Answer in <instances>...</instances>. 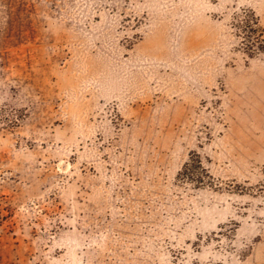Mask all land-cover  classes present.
I'll list each match as a JSON object with an SVG mask.
<instances>
[{"label":"rangeland","instance_id":"1","mask_svg":"<svg viewBox=\"0 0 264 264\" xmlns=\"http://www.w3.org/2000/svg\"><path fill=\"white\" fill-rule=\"evenodd\" d=\"M0 264H264V0H0Z\"/></svg>","mask_w":264,"mask_h":264},{"label":"trees","instance_id":"2","mask_svg":"<svg viewBox=\"0 0 264 264\" xmlns=\"http://www.w3.org/2000/svg\"><path fill=\"white\" fill-rule=\"evenodd\" d=\"M241 21L242 29L245 35L244 37L250 42V49L253 50L255 47V41H257L259 39V35H261V28L258 25L257 18L254 16H248Z\"/></svg>","mask_w":264,"mask_h":264}]
</instances>
